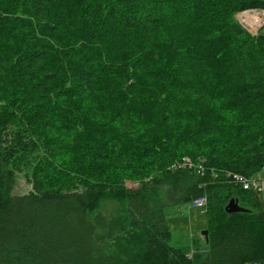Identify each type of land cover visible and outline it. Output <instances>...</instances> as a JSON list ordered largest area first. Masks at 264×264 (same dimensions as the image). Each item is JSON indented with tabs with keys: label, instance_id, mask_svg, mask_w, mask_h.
<instances>
[{
	"label": "trees",
	"instance_id": "obj_1",
	"mask_svg": "<svg viewBox=\"0 0 264 264\" xmlns=\"http://www.w3.org/2000/svg\"><path fill=\"white\" fill-rule=\"evenodd\" d=\"M250 8L0 0V264H264V200L227 177L264 168V33L233 19ZM199 197L189 255L163 210Z\"/></svg>",
	"mask_w": 264,
	"mask_h": 264
},
{
	"label": "rangeland",
	"instance_id": "obj_2",
	"mask_svg": "<svg viewBox=\"0 0 264 264\" xmlns=\"http://www.w3.org/2000/svg\"><path fill=\"white\" fill-rule=\"evenodd\" d=\"M238 11L233 14V17ZM197 161L198 163L203 162L201 159H197ZM258 175L264 177V171H259ZM25 176V171L16 174L12 194L22 195L30 191L31 186L26 182ZM124 184L128 189L136 187L135 182L126 181ZM261 196L264 200V195L262 194ZM110 208L111 205L107 204L104 212H109ZM163 215L165 224L170 232L168 244L174 248H185L191 255L193 252H189V250L195 248L192 243L196 244V237L199 239L200 233L205 230L206 218L204 213L199 209H190L187 204H178L166 206L163 210ZM102 233L103 235L106 234V232ZM200 241L202 242L201 239ZM99 244L103 245L101 242Z\"/></svg>",
	"mask_w": 264,
	"mask_h": 264
},
{
	"label": "built area",
	"instance_id": "obj_3",
	"mask_svg": "<svg viewBox=\"0 0 264 264\" xmlns=\"http://www.w3.org/2000/svg\"><path fill=\"white\" fill-rule=\"evenodd\" d=\"M233 18L237 25L250 36H255L259 30H264V10L262 9H244L238 11ZM172 167L190 169L193 167V164L188 158L184 157L181 161L172 165ZM196 169L199 171L201 167L196 166ZM260 171H264V168ZM229 176H232V178L236 180V184L240 183L243 190H251L260 195H264V177L258 175V173L251 177H245L238 174H229ZM187 205L190 209H199L204 213L205 198H196L190 201Z\"/></svg>",
	"mask_w": 264,
	"mask_h": 264
},
{
	"label": "water",
	"instance_id": "obj_4",
	"mask_svg": "<svg viewBox=\"0 0 264 264\" xmlns=\"http://www.w3.org/2000/svg\"><path fill=\"white\" fill-rule=\"evenodd\" d=\"M224 210L226 213H235V212H244L246 210L237 206L236 202L233 199H230L228 203L225 205ZM200 235L204 238L206 242V231H202Z\"/></svg>",
	"mask_w": 264,
	"mask_h": 264
},
{
	"label": "crops",
	"instance_id": "obj_5",
	"mask_svg": "<svg viewBox=\"0 0 264 264\" xmlns=\"http://www.w3.org/2000/svg\"><path fill=\"white\" fill-rule=\"evenodd\" d=\"M196 240H197V244H195V243H192L193 244V246L195 247V248H191L190 250H189V252H196V251H199V252H201V253H203L204 251H205V242H201V241H198L199 239L196 237ZM204 246V248H203V246Z\"/></svg>",
	"mask_w": 264,
	"mask_h": 264
},
{
	"label": "bare ground",
	"instance_id": "obj_6",
	"mask_svg": "<svg viewBox=\"0 0 264 264\" xmlns=\"http://www.w3.org/2000/svg\"><path fill=\"white\" fill-rule=\"evenodd\" d=\"M247 33V32H246ZM260 33H264V30H259L258 32H257V34L255 35V36H252V37H256L258 34H260ZM200 172V171H199ZM229 174H233V173H228L227 174V177L230 179V181H231V183H232V185H234V186H237V187H239V188H241L242 189V187H241V184L239 183V184H236L235 183V179H233L232 178V176H229ZM238 175H240V174H238ZM241 176H243V175H241ZM243 190V189H242ZM258 194V193H257Z\"/></svg>",
	"mask_w": 264,
	"mask_h": 264
}]
</instances>
